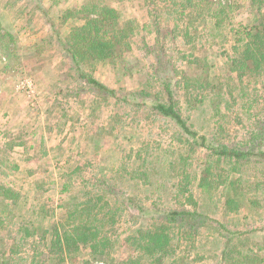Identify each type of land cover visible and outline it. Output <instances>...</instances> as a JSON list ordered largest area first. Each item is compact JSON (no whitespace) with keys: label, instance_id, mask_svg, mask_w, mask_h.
<instances>
[{"label":"rangeland","instance_id":"1","mask_svg":"<svg viewBox=\"0 0 264 264\" xmlns=\"http://www.w3.org/2000/svg\"><path fill=\"white\" fill-rule=\"evenodd\" d=\"M262 1L0 0V186L16 193L0 189V264H125L169 209L192 214L168 222V251L149 264H264V158L233 171L207 146L264 148V73L232 69L235 32L264 17ZM104 7L125 34L118 50L76 64L72 30ZM169 88L205 146L152 107ZM102 207L104 246L64 253L58 236Z\"/></svg>","mask_w":264,"mask_h":264},{"label":"trees","instance_id":"2","mask_svg":"<svg viewBox=\"0 0 264 264\" xmlns=\"http://www.w3.org/2000/svg\"><path fill=\"white\" fill-rule=\"evenodd\" d=\"M188 1L189 2L186 3L185 8L192 5V0ZM253 2L254 4L258 3L257 0H253ZM261 2L263 1L261 0ZM198 5L200 4L198 3ZM85 9H88V7L85 6ZM223 9H225V6L221 10ZM221 10L218 12H221ZM114 11L113 8L104 7L92 15L88 14L85 17V23L81 26H76L72 30L71 38L67 43L69 46L67 50L69 49L71 52L72 58L76 64H82L83 62L87 63L88 61L93 62L105 60L106 58L111 57L115 53V50H118L116 45H118L121 36L124 37L125 34L123 35L122 29H118L116 24L108 19ZM236 31L235 42L237 41V44L239 45L236 47L235 56L232 57V69L241 75L246 74V71L256 76L262 75L264 73V17H256L251 23L241 25ZM108 34H110V38L107 37ZM82 76H84L83 78L85 79V82L95 86L98 90L111 91V89H108L91 74L85 72ZM203 84L204 82L202 81L201 85ZM167 92L168 97L165 99L160 97L159 94H156L154 98H151V102H153L151 104L152 107L163 116L175 120L184 130L186 135L195 138L194 143H191V145L198 142L197 138L201 136L203 140L201 144L202 146H205L206 141L208 140L207 136L200 135L197 131H194L189 124H187L186 119L181 113V108L179 107L180 104L177 99H175L173 92L170 88L167 89ZM257 130L258 131L255 132L256 137L259 139L260 137L263 138L264 128L259 127ZM255 142L256 141L247 148L240 144L228 145L226 143L207 144V146L210 150L209 156H216L218 161L224 159L225 162L231 163L230 167L233 171H238V165L250 162L254 157L264 158V148L261 146V143ZM210 163V160L206 159L200 177L201 186L210 185V182H208V175L212 173V165ZM238 184V182L231 178L226 185L228 186L225 191V204L227 208L230 206L231 209H235L240 204L236 199V193L238 191L236 186H238ZM0 189L3 192H7V199H10L12 195L15 196L16 194L10 188H6L3 185L0 186ZM10 191H12V193H10ZM92 203H94L92 198H89L87 203H85V211L88 210V212H90L92 210L90 207ZM105 205H108V202H106ZM104 209L105 208L102 207L97 211L92 220L90 219L85 223L84 219H82L69 230L67 229L64 232V238L63 235L60 234L61 236L59 235L57 238V244L62 246V251H78L82 244L85 245V247L92 246V248H95L96 252L98 245L102 244L104 246V236L100 237L101 231L97 225L98 220L103 219V216L100 217L99 212H104ZM88 214L90 216L91 213ZM191 214L192 212L186 209H169L165 211V218L167 221H164L147 231H142L141 235L132 239V243H136V247L143 251V253L135 258H129L125 264H149L153 262L152 260L154 258L161 262L163 256L168 251V246L170 244L171 234L168 230L169 223L172 221L175 222L179 218L183 219L186 215ZM227 252L228 250L225 248L223 250L224 258H226ZM5 259L8 258L6 257Z\"/></svg>","mask_w":264,"mask_h":264}]
</instances>
